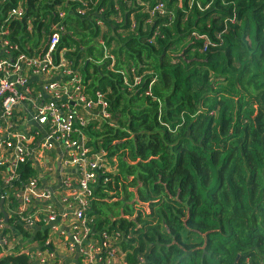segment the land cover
<instances>
[{
    "label": "trees",
    "instance_id": "obj_1",
    "mask_svg": "<svg viewBox=\"0 0 264 264\" xmlns=\"http://www.w3.org/2000/svg\"><path fill=\"white\" fill-rule=\"evenodd\" d=\"M56 25L53 59L107 102L83 130L110 168L87 221L119 234L114 264H264V0H0L11 59L43 56ZM5 170L0 264H34L50 230L16 210L38 169Z\"/></svg>",
    "mask_w": 264,
    "mask_h": 264
},
{
    "label": "built area",
    "instance_id": "obj_2",
    "mask_svg": "<svg viewBox=\"0 0 264 264\" xmlns=\"http://www.w3.org/2000/svg\"><path fill=\"white\" fill-rule=\"evenodd\" d=\"M162 8V4H156L150 13H161ZM10 15L22 17L23 10L20 6L12 8ZM55 28L47 51L40 58L25 54L9 58L8 42L1 37L4 31H0V55L6 53L0 56V164L6 165L3 179L8 184L15 178L18 164L32 161L38 169L37 177L22 188L16 212L23 218L25 210L34 205L24 217L30 227L40 218L45 219V226L54 223L48 230L55 229L61 220L69 222L67 234L59 239L50 234L46 239L44 245L52 243L51 248L33 251L34 264H114L119 234L102 232L98 239L93 238L87 221L98 170L110 168L103 149L92 151L83 130L93 116L101 114L104 119L109 118L107 102L102 93L95 98L84 93L80 74L62 51L56 61L53 59L63 26ZM56 145L64 152L61 162L78 171L76 177L65 174L58 200L62 210L52 202L55 191L50 186L54 181L51 155ZM37 202H44L43 208ZM2 227L0 219V231ZM1 241L8 245L6 239ZM103 250H106L104 257Z\"/></svg>",
    "mask_w": 264,
    "mask_h": 264
},
{
    "label": "crops",
    "instance_id": "obj_3",
    "mask_svg": "<svg viewBox=\"0 0 264 264\" xmlns=\"http://www.w3.org/2000/svg\"><path fill=\"white\" fill-rule=\"evenodd\" d=\"M63 155L64 152L61 150V148H59V146L56 145V149L54 150V153L51 155V158H54V164L50 165L52 166V169L54 168V171H51V173L54 175V181L50 184V186H52L53 190L55 191V198H53L52 202L55 203L58 209L60 207V210H62L63 207L61 206L58 200L62 189H64L63 180L65 178V174L68 173L69 175L74 177H76L78 174L77 168H75L74 166L67 167L64 163L61 162ZM41 180L43 181L44 179L41 178ZM37 203L39 207L43 208L44 202L43 203L37 202ZM58 223L59 224L56 226L55 229L54 228L50 229V234L53 236V238L55 236L56 239L61 238L63 234H67L69 231L68 221L61 220ZM86 243H89V241H87Z\"/></svg>",
    "mask_w": 264,
    "mask_h": 264
},
{
    "label": "water",
    "instance_id": "obj_4",
    "mask_svg": "<svg viewBox=\"0 0 264 264\" xmlns=\"http://www.w3.org/2000/svg\"><path fill=\"white\" fill-rule=\"evenodd\" d=\"M0 205H1V203H0ZM6 216H7V215H6ZM53 226H54V223L52 222V223H50L49 225L45 226L44 229H49V228H51V227H53Z\"/></svg>",
    "mask_w": 264,
    "mask_h": 264
}]
</instances>
